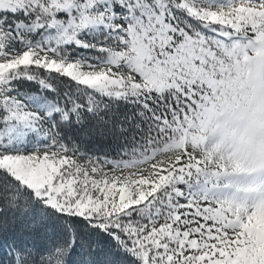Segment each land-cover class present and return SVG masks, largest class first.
Listing matches in <instances>:
<instances>
[{
	"label": "snow or ice",
	"instance_id": "6c2138e0",
	"mask_svg": "<svg viewBox=\"0 0 264 264\" xmlns=\"http://www.w3.org/2000/svg\"><path fill=\"white\" fill-rule=\"evenodd\" d=\"M0 264H264V0H0Z\"/></svg>",
	"mask_w": 264,
	"mask_h": 264
},
{
	"label": "trees",
	"instance_id": "16d2710c",
	"mask_svg": "<svg viewBox=\"0 0 264 264\" xmlns=\"http://www.w3.org/2000/svg\"><path fill=\"white\" fill-rule=\"evenodd\" d=\"M91 147H92L93 150L109 151V149L106 146H104V145L97 144V145H92ZM112 155H115V153H112Z\"/></svg>",
	"mask_w": 264,
	"mask_h": 264
}]
</instances>
